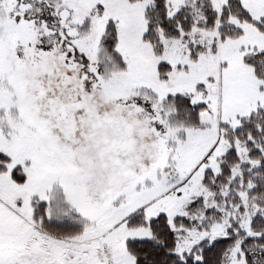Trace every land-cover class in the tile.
Masks as SVG:
<instances>
[{
  "label": "snow or ice",
  "instance_id": "6c2138e0",
  "mask_svg": "<svg viewBox=\"0 0 264 264\" xmlns=\"http://www.w3.org/2000/svg\"><path fill=\"white\" fill-rule=\"evenodd\" d=\"M0 264H264V0H0Z\"/></svg>",
  "mask_w": 264,
  "mask_h": 264
}]
</instances>
